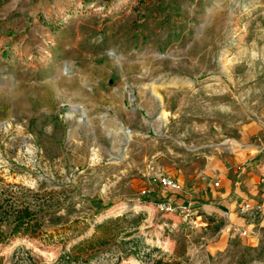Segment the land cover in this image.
<instances>
[{"label":"rangeland","instance_id":"1","mask_svg":"<svg viewBox=\"0 0 264 264\" xmlns=\"http://www.w3.org/2000/svg\"><path fill=\"white\" fill-rule=\"evenodd\" d=\"M8 71L0 264H264V0H10Z\"/></svg>","mask_w":264,"mask_h":264},{"label":"crops","instance_id":"2","mask_svg":"<svg viewBox=\"0 0 264 264\" xmlns=\"http://www.w3.org/2000/svg\"><path fill=\"white\" fill-rule=\"evenodd\" d=\"M7 58V59H6ZM10 0H0V85L4 79H10ZM6 70V71H5ZM264 146V145H263ZM256 159L251 162L245 170L242 178L237 179L236 184L244 182L253 191V201L260 202V208L264 213V181L260 183V179L264 177V147H259ZM211 197H217L216 192L211 193ZM237 201V199L235 198ZM249 202V201H247ZM251 203V202H250ZM253 205H256L252 203ZM235 204H231L232 209ZM215 210V209H214ZM217 211V210H216ZM241 227V226H239ZM242 228H246L242 226Z\"/></svg>","mask_w":264,"mask_h":264},{"label":"built area","instance_id":"3","mask_svg":"<svg viewBox=\"0 0 264 264\" xmlns=\"http://www.w3.org/2000/svg\"><path fill=\"white\" fill-rule=\"evenodd\" d=\"M159 183L162 186V188L167 191L168 193H174V198H164L160 199L156 202L155 206L158 211L165 212V213H185L186 215H191L194 206L192 205V202L187 203L186 201L180 200L178 198V193H181L183 191V185L182 183L169 176L161 174L159 175ZM220 183L219 181H216V185L218 186ZM193 206V207H192ZM259 205H253L250 202H245L242 206L243 211H258L260 210ZM226 231L230 232L231 234H240V235H247L248 229L242 228L237 225H228L226 227Z\"/></svg>","mask_w":264,"mask_h":264},{"label":"water","instance_id":"4","mask_svg":"<svg viewBox=\"0 0 264 264\" xmlns=\"http://www.w3.org/2000/svg\"><path fill=\"white\" fill-rule=\"evenodd\" d=\"M125 129H126V131H127L128 133L131 132V130H130L128 127H125ZM128 140H129V137H126V141H128Z\"/></svg>","mask_w":264,"mask_h":264},{"label":"bare ground","instance_id":"5","mask_svg":"<svg viewBox=\"0 0 264 264\" xmlns=\"http://www.w3.org/2000/svg\"><path fill=\"white\" fill-rule=\"evenodd\" d=\"M65 71L68 72V69H66Z\"/></svg>","mask_w":264,"mask_h":264},{"label":"trees","instance_id":"6","mask_svg":"<svg viewBox=\"0 0 264 264\" xmlns=\"http://www.w3.org/2000/svg\"><path fill=\"white\" fill-rule=\"evenodd\" d=\"M26 256H28V257H29L28 253H27V255H26Z\"/></svg>","mask_w":264,"mask_h":264}]
</instances>
